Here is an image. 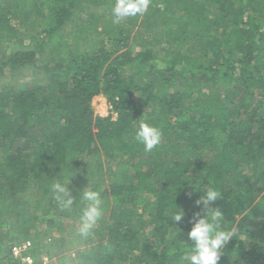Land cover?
Instances as JSON below:
<instances>
[{
  "label": "trees",
  "instance_id": "trees-1",
  "mask_svg": "<svg viewBox=\"0 0 264 264\" xmlns=\"http://www.w3.org/2000/svg\"><path fill=\"white\" fill-rule=\"evenodd\" d=\"M18 2L0 0V76L37 60L46 74L0 88V264H19L11 249L24 237L36 261L185 264L197 182L239 229L219 264H264V0H150L118 24L116 0ZM98 96L108 117L95 115ZM140 122L162 133L150 152ZM85 189L102 215L81 235Z\"/></svg>",
  "mask_w": 264,
  "mask_h": 264
},
{
  "label": "clouds",
  "instance_id": "clouds-1",
  "mask_svg": "<svg viewBox=\"0 0 264 264\" xmlns=\"http://www.w3.org/2000/svg\"><path fill=\"white\" fill-rule=\"evenodd\" d=\"M149 6L150 0H116L111 13L113 23L118 24L128 18L143 15ZM135 139L144 146L145 151L150 152L161 143L162 133L149 123L140 122L135 130ZM193 185V192L200 195L194 200L193 207L196 210L188 220L191 227L186 238L190 247L182 259L185 264H219L222 250L237 237L239 229L235 226H224V213L219 207L213 206L221 196L216 188L201 187L199 182ZM52 190L64 207L73 203L69 190L61 183H54ZM191 197L192 193H189V199ZM82 198L88 203L80 216L79 231L81 235H86L102 215V201L100 193L92 189H85ZM169 216L173 225H178L183 222L185 212L174 205L169 210Z\"/></svg>",
  "mask_w": 264,
  "mask_h": 264
},
{
  "label": "rangeland",
  "instance_id": "rangeland-1",
  "mask_svg": "<svg viewBox=\"0 0 264 264\" xmlns=\"http://www.w3.org/2000/svg\"><path fill=\"white\" fill-rule=\"evenodd\" d=\"M18 1L19 0H6V3L10 4V10L11 11H15V8H17V7H20V9L23 7V6H18L21 3V2H18ZM22 19L23 18H21L20 16H17L14 19L13 24L16 27L21 28L20 21ZM34 32L40 33L41 32V28L38 27L36 29V31H34ZM38 57L40 58L41 54H39ZM160 63H161V67H163L162 62H160ZM50 66L52 67L53 65H50ZM43 70H44V68H42V63L39 60H37V68L28 67V68H23V69L17 70V71H10V70L7 69L6 72L2 76H0V88L3 87L6 83H8L7 85H8V87L10 89H13L15 86H18V85H21V84H27V85H30V86L34 85L35 82H34L33 79L41 78L42 75L46 74V71L45 70L43 71ZM221 95L225 96L226 94L222 92ZM92 104H93V108H94V112H95L96 116L108 117L111 114V112H110L111 111V107L108 104L106 98H104L103 96L95 97L93 99ZM113 118H115V115H113ZM72 223L73 222L71 220L65 221L66 227H69ZM46 228H47V226L45 224L40 225V229H42V231H44ZM32 239L33 238H28L27 239V238L24 237V238H21L19 241H16L15 243L21 242V241H24V240H31L32 241ZM15 243L13 242V244H15ZM33 244H34V242H33ZM34 255H35V252H34ZM36 255L39 256V253H37ZM54 259H55L54 263L58 264L57 258L54 257ZM66 264H78V261H77L75 255H73V254L70 255V257L68 258Z\"/></svg>",
  "mask_w": 264,
  "mask_h": 264
},
{
  "label": "built area",
  "instance_id": "built-area-1",
  "mask_svg": "<svg viewBox=\"0 0 264 264\" xmlns=\"http://www.w3.org/2000/svg\"><path fill=\"white\" fill-rule=\"evenodd\" d=\"M12 256L19 264H55V259L49 255H41L35 260V246L31 240H24L12 245Z\"/></svg>",
  "mask_w": 264,
  "mask_h": 264
}]
</instances>
